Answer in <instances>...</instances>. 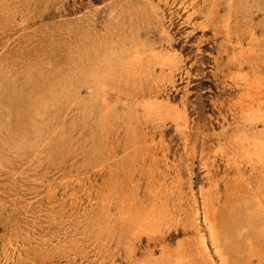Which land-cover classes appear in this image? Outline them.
Segmentation results:
<instances>
[{
	"label": "rangeland",
	"instance_id": "rangeland-1",
	"mask_svg": "<svg viewBox=\"0 0 264 264\" xmlns=\"http://www.w3.org/2000/svg\"><path fill=\"white\" fill-rule=\"evenodd\" d=\"M0 264H264V0H0Z\"/></svg>",
	"mask_w": 264,
	"mask_h": 264
},
{
	"label": "bare ground",
	"instance_id": "bare-ground-1",
	"mask_svg": "<svg viewBox=\"0 0 264 264\" xmlns=\"http://www.w3.org/2000/svg\"><path fill=\"white\" fill-rule=\"evenodd\" d=\"M235 221V220H234ZM235 223H236V221H235Z\"/></svg>",
	"mask_w": 264,
	"mask_h": 264
}]
</instances>
